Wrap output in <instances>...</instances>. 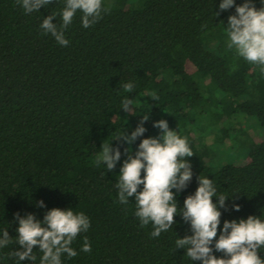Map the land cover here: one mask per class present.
<instances>
[{"label":"trees","instance_id":"trees-1","mask_svg":"<svg viewBox=\"0 0 264 264\" xmlns=\"http://www.w3.org/2000/svg\"><path fill=\"white\" fill-rule=\"evenodd\" d=\"M102 2L110 10L89 28L77 11L64 32L65 47L40 28L52 12L53 23H62L65 0L30 14L17 0H0V237L7 229L13 241L0 248V264H40L38 246L35 262L10 255L22 250L15 214L32 213L43 221L52 208H72L90 220L71 245L78 255L62 254V264H201L191 261L186 249H176L175 241L191 234L181 215L154 238L151 223L140 226L134 198L128 204L118 200L116 185L129 145L112 138L131 134L144 115L150 119L144 136L130 146L133 155L141 139L159 135L153 122L160 119L187 137L194 152L187 158L192 180L176 195L179 208L201 175L228 197L217 239L224 220L249 215L264 220V70L227 47L235 6L221 11V0ZM253 3L264 7L262 0ZM129 82L130 93L123 89ZM153 92L155 100L147 95ZM125 97L132 100L131 112L121 108ZM243 119L256 122L251 134L240 127ZM207 130L211 141L205 139ZM110 140L122 153L112 171L94 163ZM211 149L220 156L226 149L236 159L211 169ZM41 200L44 207L38 206ZM85 236L91 252L82 251ZM258 255L264 259V248Z\"/></svg>","mask_w":264,"mask_h":264},{"label":"clouds","instance_id":"clouds-1","mask_svg":"<svg viewBox=\"0 0 264 264\" xmlns=\"http://www.w3.org/2000/svg\"><path fill=\"white\" fill-rule=\"evenodd\" d=\"M52 2L53 0H17L25 14L40 11L42 6ZM233 6L235 14L228 17L227 23V47L235 48L240 57L259 64L264 70V7L256 8L253 0H244L239 5L235 4V0H221L219 9L223 11ZM109 10L103 6L102 0H65L60 13L62 23L59 26L53 23L57 13L52 12L43 19L40 28L42 34H51L59 45L66 47L69 41L64 32L77 11L82 12V26L89 28L101 19L102 12ZM133 88L131 82L123 85L125 92L130 93ZM147 95L153 100L157 98L154 92ZM121 105L125 112H131L133 108L132 100L128 97L121 101ZM149 119V115L141 116L131 134L124 131L112 138L129 145L124 149L127 158L120 167L119 182L116 185L119 202L128 204L129 199L134 198V214L139 218L141 227L152 224L151 236L154 238L172 228L176 223L174 217L181 215L183 221L190 224L191 234L179 237L175 241L176 249H186L185 255L191 261H200L201 264H264V259L258 255V250L264 248V220L260 216L249 215L238 221L224 220L217 239L222 215L220 209L227 208L228 197L218 195L212 179L199 175L194 194L185 198L182 208L177 206L176 195L187 188L193 177L187 158L192 157L194 152L187 137L178 135L176 130L169 127L167 120L153 122V127L160 130L159 135L141 139L133 155L130 146L138 137L144 136V124ZM111 140L103 142L102 152L94 161L97 167L101 163L106 165L108 171L116 168L122 155L120 146H113ZM213 197L218 198L216 202H213ZM38 206L44 207V202L39 201ZM232 207L236 211L240 209L239 204H233ZM15 218L19 222L16 243L22 250L10 255L18 257L20 261L27 259L35 262L33 249L38 246L43 253L40 264H62V254H66L68 258L76 257L78 253L71 245L78 234L86 232L90 227V220L85 213H74L72 208H52L45 213L43 221L32 213L24 216L16 213ZM12 242L8 230H3L0 248H5ZM91 250V244L85 236L82 251ZM214 251L223 255L217 257Z\"/></svg>","mask_w":264,"mask_h":264},{"label":"rangeland","instance_id":"rangeland-1","mask_svg":"<svg viewBox=\"0 0 264 264\" xmlns=\"http://www.w3.org/2000/svg\"><path fill=\"white\" fill-rule=\"evenodd\" d=\"M240 127L245 131V133L251 134L254 130V127H256V122L254 123L250 119H247V120L243 119V122L240 124ZM204 134H205V139H207L208 141H211V139H212L211 133L207 130V131H205ZM244 135L242 134V139H243V137H245ZM241 151H242L241 149H238V152H241ZM211 152H213V153H211V155H210L211 157H209V161H208L211 169H216L220 165L236 159V158L233 159L230 154L226 153V149L224 152L226 154L222 153V156H220V154L217 155L215 152V149H211ZM234 154H235V156L239 155L238 153H234Z\"/></svg>","mask_w":264,"mask_h":264}]
</instances>
